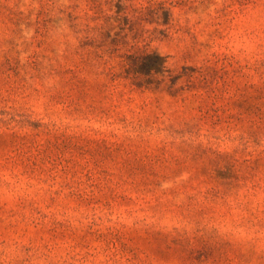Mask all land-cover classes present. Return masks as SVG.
<instances>
[{
    "label": "rangeland",
    "instance_id": "374dc122",
    "mask_svg": "<svg viewBox=\"0 0 264 264\" xmlns=\"http://www.w3.org/2000/svg\"><path fill=\"white\" fill-rule=\"evenodd\" d=\"M0 264H264V0H0Z\"/></svg>",
    "mask_w": 264,
    "mask_h": 264
}]
</instances>
